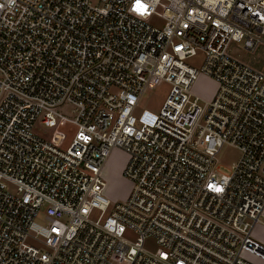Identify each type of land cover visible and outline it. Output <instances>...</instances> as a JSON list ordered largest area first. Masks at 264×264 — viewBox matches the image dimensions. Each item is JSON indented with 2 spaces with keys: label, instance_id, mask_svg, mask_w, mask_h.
Wrapping results in <instances>:
<instances>
[{
  "label": "built area",
  "instance_id": "2783aa9c",
  "mask_svg": "<svg viewBox=\"0 0 264 264\" xmlns=\"http://www.w3.org/2000/svg\"><path fill=\"white\" fill-rule=\"evenodd\" d=\"M232 44L264 53V0H0V264H264V69ZM157 83L159 110L136 111ZM58 121L75 128L65 150L32 131ZM113 149L131 185L116 204Z\"/></svg>",
  "mask_w": 264,
  "mask_h": 264
},
{
  "label": "rangeland",
  "instance_id": "374dc122",
  "mask_svg": "<svg viewBox=\"0 0 264 264\" xmlns=\"http://www.w3.org/2000/svg\"><path fill=\"white\" fill-rule=\"evenodd\" d=\"M98 0H91L92 5H97ZM149 23L152 26H160V21L151 18ZM231 51L238 55L244 62H249L253 67L261 70L264 69V53L257 52L250 54L243 50L241 44H232ZM203 63V54H197L186 60V64L199 69ZM170 87L165 83H157L148 88L140 99L137 110L148 109L157 112L164 102ZM217 86L213 80L200 74L191 87V92L205 101L213 98ZM62 115L71 118L72 110L70 107H63L59 110ZM34 135L50 143L59 150H65L75 133V128L67 122L58 121L55 128H45L39 122L34 124L32 129ZM239 152L229 146H222L216 155V166L219 173L229 175L232 171V166L238 161ZM127 163V156L119 149H113L104 164L101 177L105 182L104 196L110 200L111 203H121L127 197L130 191V183L124 179L122 172ZM253 236L264 243V228L256 226L252 231ZM126 237L134 240L135 236L132 233H127ZM29 242V241H28ZM144 248L149 251L155 249V245L151 240L144 243Z\"/></svg>",
  "mask_w": 264,
  "mask_h": 264
},
{
  "label": "snow or ice",
  "instance_id": "6c2138e0",
  "mask_svg": "<svg viewBox=\"0 0 264 264\" xmlns=\"http://www.w3.org/2000/svg\"><path fill=\"white\" fill-rule=\"evenodd\" d=\"M136 9L138 10V11H142L143 9H144V6L142 5V4H140V3H137V5H136ZM218 190V189H217Z\"/></svg>",
  "mask_w": 264,
  "mask_h": 264
}]
</instances>
